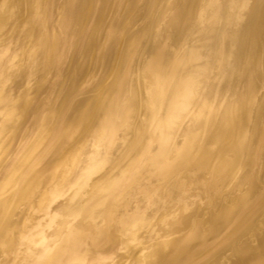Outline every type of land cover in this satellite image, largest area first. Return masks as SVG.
Returning <instances> with one entry per match:
<instances>
[{
	"label": "bare ground",
	"instance_id": "1",
	"mask_svg": "<svg viewBox=\"0 0 264 264\" xmlns=\"http://www.w3.org/2000/svg\"><path fill=\"white\" fill-rule=\"evenodd\" d=\"M0 264H264V0H0Z\"/></svg>",
	"mask_w": 264,
	"mask_h": 264
}]
</instances>
